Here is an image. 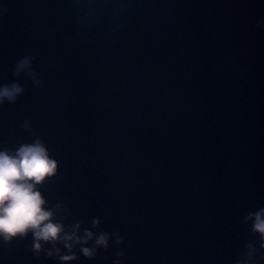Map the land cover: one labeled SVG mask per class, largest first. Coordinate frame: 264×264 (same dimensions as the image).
I'll return each mask as SVG.
<instances>
[{"label": "water", "instance_id": "1", "mask_svg": "<svg viewBox=\"0 0 264 264\" xmlns=\"http://www.w3.org/2000/svg\"><path fill=\"white\" fill-rule=\"evenodd\" d=\"M0 10V84L24 55L42 80L22 75L24 95L0 107V146L45 140L59 162L49 202L120 231L123 264H234L253 239L243 217L264 207V0ZM31 240L0 246V264H59L34 259ZM117 250L73 264H113Z\"/></svg>", "mask_w": 264, "mask_h": 264}, {"label": "clouds", "instance_id": "2", "mask_svg": "<svg viewBox=\"0 0 264 264\" xmlns=\"http://www.w3.org/2000/svg\"><path fill=\"white\" fill-rule=\"evenodd\" d=\"M4 14L0 10V17ZM264 28V20L257 21ZM36 57L24 55L13 65V81L0 84V107L15 104L25 93L18 82L23 75L31 80L34 88L42 86L35 69ZM21 127L32 133V124L25 119ZM59 173V162L52 157L45 140L34 136L31 142L19 143L16 147L0 146V246H11L17 240H32L29 250L34 259L41 256L57 260L59 264H73L80 255L95 261L101 249L107 251L110 242L118 250L113 264H123L124 236L118 230H101V220L94 217L90 227H85L83 218H73L72 210L63 202L50 203L45 197L46 186ZM249 227L253 239L244 246L243 254L234 264H259L264 252V207L248 212L242 220ZM259 256V259H258Z\"/></svg>", "mask_w": 264, "mask_h": 264}]
</instances>
